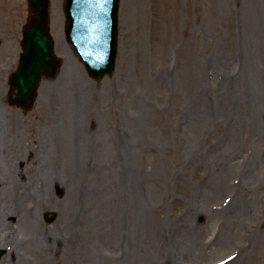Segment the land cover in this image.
<instances>
[{
  "label": "rangeland",
  "instance_id": "1",
  "mask_svg": "<svg viewBox=\"0 0 264 264\" xmlns=\"http://www.w3.org/2000/svg\"><path fill=\"white\" fill-rule=\"evenodd\" d=\"M65 4L50 0L63 67L25 111L7 95L28 4L0 0V201L13 185L40 192L35 221L55 247L42 264H264V0H120L115 73L99 81L66 41ZM79 111L85 160L51 165L47 141L73 135ZM50 170L61 186L43 189ZM27 216L8 214V264L18 251L36 264Z\"/></svg>",
  "mask_w": 264,
  "mask_h": 264
},
{
  "label": "water",
  "instance_id": "2",
  "mask_svg": "<svg viewBox=\"0 0 264 264\" xmlns=\"http://www.w3.org/2000/svg\"><path fill=\"white\" fill-rule=\"evenodd\" d=\"M28 3L29 16L23 30L24 52L10 79V100L25 109L32 107L41 78L54 77L61 64L49 30V1L28 0ZM119 3L120 0L67 1V37L95 79H102L115 70ZM3 254L0 251V259Z\"/></svg>",
  "mask_w": 264,
  "mask_h": 264
},
{
  "label": "bare ground",
  "instance_id": "3",
  "mask_svg": "<svg viewBox=\"0 0 264 264\" xmlns=\"http://www.w3.org/2000/svg\"><path fill=\"white\" fill-rule=\"evenodd\" d=\"M85 112L84 111H79L78 114H74L73 118L74 121H66L65 122V129L68 128L69 125H71V129L73 130V135H70V133L67 135V133L64 136L58 135V136H52L49 138V140L47 141V148H49L50 144L54 145L56 147V150L53 154H50L47 156V160L49 161V163L51 165L53 164H57L59 162V160H61V155L62 156H67L70 159H72V162L74 163H78L80 164L81 162H83L86 158V146L88 144L89 141V137L88 135L84 132L82 124L84 122V117H85ZM70 120V119H69ZM56 123L58 124V127H60V124L58 123V121L56 120ZM64 124V122L62 123ZM53 127V126H52ZM57 126H55L54 128H58ZM61 128V127H60ZM44 138H47L49 136H47L46 134H43ZM66 145H71V151L69 153H60V149L59 147L62 146L63 144ZM30 150H28L27 152H29ZM14 156L17 154L16 151H14ZM67 154V155H66ZM30 155L33 157V153L30 152ZM68 174V177H78V181L79 179L83 178L86 173L83 172L81 169L79 168H75V169H69L66 171ZM58 172H56L55 170H50L48 173H44L42 180H43V189H47L49 186V179L52 180H56L54 179V176L57 174ZM62 173V171L60 172ZM74 179V178H73ZM58 177L56 180V186H61V184L58 185ZM77 189L82 192L83 191V187L82 186H77ZM6 201L3 202V200L0 201V236L5 234L6 232L10 231V223L7 222L8 220V214L13 211V210H18L26 207L28 208V212H29V216H27L25 218V225L28 227L29 232L32 231V233H30L31 237L28 243L25 244V250L27 251V256L29 257V261H35L36 264L40 263L42 264L45 261V255L43 256V254H46L45 250L51 248L50 244H49V239H51L52 235L48 234V232H44L43 229L38 228V224L35 221L36 215H38L37 212V207L40 203V206L42 208H44L45 203L42 202V196L40 195L39 192V196H35L31 190V187L29 186H23V185H13V186H9L6 189ZM45 194V193H44ZM45 196V195H44ZM12 197V199H11ZM24 198H28L29 199V203L27 205L23 204L22 200ZM8 201V202H7ZM41 201V202H40ZM30 204V205H29ZM33 205V207L29 208V206ZM71 219H75V216H71ZM38 229H40V231H38ZM140 236V235H139ZM45 242H44V239ZM139 241L141 240V237H139ZM73 241V242H72ZM132 241V238H131ZM76 243L74 241V237L72 236L70 238V246L68 248H70V250L75 249ZM1 247V245H0ZM140 248V246H139ZM141 249V248H140ZM21 250V248H20ZM55 250V247L52 249L51 248V252L53 254ZM18 255L19 257L16 258V262L15 264H21L19 263V258L21 259V253L18 251ZM51 256V255H49ZM15 260V259H14ZM6 260H3V262L1 264H8V262H5ZM31 264V263H30Z\"/></svg>",
  "mask_w": 264,
  "mask_h": 264
}]
</instances>
